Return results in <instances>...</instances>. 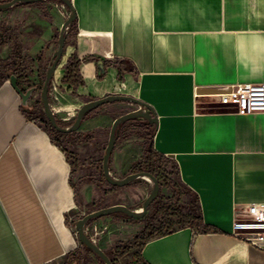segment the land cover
I'll use <instances>...</instances> for the list:
<instances>
[{"label":"crops","instance_id":"crops-1","mask_svg":"<svg viewBox=\"0 0 264 264\" xmlns=\"http://www.w3.org/2000/svg\"><path fill=\"white\" fill-rule=\"evenodd\" d=\"M71 2L74 29L53 79L58 117L114 93L150 105L157 116L154 149L176 164L180 182L212 227L188 226L155 237L141 249L142 260L264 264V247L233 231L237 208L264 202V111H240L225 93L211 92L264 81V0ZM68 13L54 1L0 12V26L15 31L23 89L42 85ZM14 41L0 38L1 59L11 56ZM73 55L81 59L76 82L65 79ZM97 59L105 61L102 76ZM38 97L39 90L34 105ZM136 107L110 102L76 131L55 134L44 114L25 111L0 68V264H69V254L81 252L89 254L87 264H100L83 249L75 222L110 196L111 184L99 185L110 127ZM130 125H121L111 156L118 177L130 173L137 160L136 128ZM116 203L137 208L125 200ZM105 218L96 220L103 224ZM109 240L98 244L107 251Z\"/></svg>","mask_w":264,"mask_h":264},{"label":"water","instance_id":"water-1","mask_svg":"<svg viewBox=\"0 0 264 264\" xmlns=\"http://www.w3.org/2000/svg\"><path fill=\"white\" fill-rule=\"evenodd\" d=\"M44 1L46 0L1 1L0 12L11 9L16 6ZM60 1L62 2L63 6H67L69 8V13L61 25L59 36L56 41V48L50 60V64L46 70L42 85H32L28 89L24 90L18 83V76L14 73L10 74V83L14 87V89L19 93L21 97L22 107L26 111L30 112L33 111L34 108H37L32 102V98L34 96V93L39 90V101L42 112L46 116L47 120L50 122L52 127H54L60 132L71 133L76 131L80 127L82 121L85 119V116L89 111L96 110L104 104L115 101H127L137 105L135 109L122 113L113 120L110 127L108 142L103 152L102 170L106 181L113 186H126L139 178H149L152 182V188L148 196L145 198L140 207L133 208L123 203L107 205L86 213L84 216L80 217L75 222V228L81 245L87 251L91 252L93 255L99 258L100 263L103 262V264H114L109 254L96 241H94L90 234L86 231V226L91 220L94 221L100 217L109 216L113 214H122L129 219H141L148 214L150 205L159 197L160 183L157 177L150 171H133L123 177H118L114 176L110 167L111 156L117 141L121 125L131 120L140 119L143 122H147L150 125H153L155 131L157 126V116L153 108L147 103L141 101L140 99L128 94L114 93L82 103L74 110L75 118L72 122H70L69 125L63 126L59 123L60 118L58 117L57 112L55 111L52 105L50 97V88L53 83L55 70L63 56L65 43L70 28L76 19V14L73 9L71 0ZM96 63L99 72H103L105 70L103 59L96 60ZM232 90L233 87H228L214 89L211 92L227 93L231 92ZM71 264H78V260H74Z\"/></svg>","mask_w":264,"mask_h":264},{"label":"trees","instance_id":"trees-1","mask_svg":"<svg viewBox=\"0 0 264 264\" xmlns=\"http://www.w3.org/2000/svg\"><path fill=\"white\" fill-rule=\"evenodd\" d=\"M1 1H6V0H0V2ZM46 1H54V2H58L62 4L60 0H46ZM28 4H32V3H28ZM24 5H27V4H24ZM73 29H74V22L70 28L69 33L72 32ZM1 37L4 39H10V40H15V41H14V47H13L11 56L7 59L0 58V68H2L6 74H9V76L11 73L16 74L18 76V83L21 86L23 75L22 73L18 71V66L20 64L18 63L17 57L19 55L20 50H19L18 43L16 42L15 31L11 29H6L5 27L0 26V38ZM80 63H81V59H78V57L74 55L69 58L67 65H66V72H65L66 80H69L72 82H76L78 80L79 78L78 70L80 67ZM104 64H105V61H104ZM98 74L99 76H102L104 73L98 72ZM32 85L33 84L28 83V86L24 90L28 89ZM35 105L37 106L35 110L31 112L30 111H27V112H29L31 115L34 114L35 116L37 115L42 116L43 112L40 107L39 99L36 101ZM93 111L95 110L89 111L86 114L85 118L91 116ZM47 122L51 130L55 134L64 133L52 127V125L50 124L48 120ZM59 123L63 126L70 124V122H64L61 119H59ZM127 123H130L131 124L130 126H133L136 128L135 132L139 138H142L143 145H144L141 161H139L138 163L136 161L133 164L132 171H137V170L138 171H141V170L150 171L157 177L160 185H165L168 188L173 189L174 186L172 184L171 179H169V171H168V162L171 159L169 157H166L162 153H159L153 147L152 140H153L154 126L150 125L147 122L136 121V120H131V121L125 122L124 124H127ZM172 163L174 165L176 172L178 173L176 164L173 161ZM103 177H104V174H103ZM111 186L113 189L118 187V186H113V185ZM119 215H122V214H119ZM138 220L144 222V228L134 237V239H132L128 243V245H126L125 249L120 251L121 253H119L118 256H122L126 254L130 249L135 247L138 249V251H136V255L139 256L138 258L139 264H146L140 256V251L147 241L155 237L173 232L178 228H183V227H188V226L197 228L198 230H201V231H210L212 229V227L204 223L200 212L198 214L183 213L180 209L176 207H172V205L169 202L164 201L161 195H159V197L150 205L148 214ZM74 260H76L75 253H71V255L69 254L68 263L70 264ZM101 263L103 264V262ZM113 263L115 264L114 260H113Z\"/></svg>","mask_w":264,"mask_h":264},{"label":"rangeland","instance_id":"rangeland-1","mask_svg":"<svg viewBox=\"0 0 264 264\" xmlns=\"http://www.w3.org/2000/svg\"><path fill=\"white\" fill-rule=\"evenodd\" d=\"M67 7V6H66ZM68 9V7H67ZM127 107H133V104H126ZM63 113V112H62ZM65 117V118H64ZM67 117V118H66ZM64 122H71L75 118V114L72 113L68 116L59 117ZM143 141L137 136V163L141 161L143 154ZM135 161V162H136ZM134 162V163H135ZM138 168V166H137ZM138 171V170H137ZM168 171L169 179H171L174 186L173 189L168 188L165 185H160V194L164 201L169 202L172 207L180 209L183 213L198 214V205L195 199V196L188 191L183 184L180 182L178 173L176 172L174 165L171 160L168 162ZM131 172L132 169H131ZM115 176V175H114ZM125 176V175H124ZM100 187L103 185H110L107 183L105 177L101 178L99 183ZM152 188V182L149 178L143 177L133 181L131 184L126 186H118L117 188H108L109 197H104L103 200H99L98 204H94L93 207H90V210L99 209L101 207L112 205L113 202L125 200L131 202L134 206L140 207L145 198L148 196ZM103 189V188H102ZM101 191V190H100ZM108 202L107 205H102ZM84 216L85 213H82ZM111 216V217H109ZM105 218L103 224L97 222V220L90 221L89 224L94 223L102 229L103 232L99 233L97 238V243L101 241L104 237H110V242L112 243L111 248L107 249V253L114 260L115 264H133L138 263L139 256L136 255L137 248L133 247L126 254L118 256L120 251L126 248V245L134 239V237L144 228V222L136 219H129L125 216L119 214H113ZM111 224L116 226L115 232L110 234V229L113 228ZM108 225V228L105 229V226ZM83 247V246H82ZM84 249V247H83ZM84 251V250H83ZM97 261L100 263L99 259L94 255ZM78 264H87L90 260L89 254L86 252H81L80 255L76 256ZM102 264V263H100Z\"/></svg>","mask_w":264,"mask_h":264},{"label":"built area","instance_id":"built-area-1","mask_svg":"<svg viewBox=\"0 0 264 264\" xmlns=\"http://www.w3.org/2000/svg\"><path fill=\"white\" fill-rule=\"evenodd\" d=\"M58 91L57 85L52 83L50 97L56 98ZM225 97L226 100L234 102L240 111H264V81L240 83L234 86L231 92L225 93ZM106 228L108 227L105 226ZM86 231L96 242V236L103 232L94 223L87 224ZM233 231L235 235L250 241L254 245L264 247V202L251 203L244 208H237Z\"/></svg>","mask_w":264,"mask_h":264},{"label":"flooded vegetation","instance_id":"flooded-vegetation-1","mask_svg":"<svg viewBox=\"0 0 264 264\" xmlns=\"http://www.w3.org/2000/svg\"><path fill=\"white\" fill-rule=\"evenodd\" d=\"M36 106V105H35ZM137 121H141L140 119H137ZM72 122V121H71Z\"/></svg>","mask_w":264,"mask_h":264},{"label":"bare ground","instance_id":"bare-ground-1","mask_svg":"<svg viewBox=\"0 0 264 264\" xmlns=\"http://www.w3.org/2000/svg\"><path fill=\"white\" fill-rule=\"evenodd\" d=\"M55 109V108H54Z\"/></svg>","mask_w":264,"mask_h":264}]
</instances>
